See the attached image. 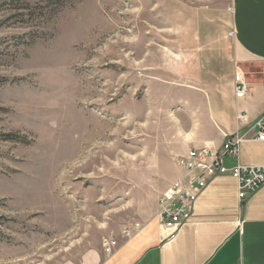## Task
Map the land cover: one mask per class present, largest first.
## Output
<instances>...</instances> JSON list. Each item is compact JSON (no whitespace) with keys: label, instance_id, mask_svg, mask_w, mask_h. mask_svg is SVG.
I'll return each mask as SVG.
<instances>
[{"label":"rangeland","instance_id":"374dc122","mask_svg":"<svg viewBox=\"0 0 264 264\" xmlns=\"http://www.w3.org/2000/svg\"><path fill=\"white\" fill-rule=\"evenodd\" d=\"M234 1L71 0L54 17L0 0V264L107 248L155 214L174 173L157 133L191 113L147 81L175 79L178 36L224 76Z\"/></svg>","mask_w":264,"mask_h":264},{"label":"crops","instance_id":"0c3cea01","mask_svg":"<svg viewBox=\"0 0 264 264\" xmlns=\"http://www.w3.org/2000/svg\"><path fill=\"white\" fill-rule=\"evenodd\" d=\"M233 28L234 61L224 76H218L216 55L187 50L191 42L178 36L179 45L187 49L168 56L176 62L175 79L147 81L148 91H169V99L191 113L175 123L174 133L156 136L163 143L158 155L174 170L168 188L189 178L178 164L180 158L192 150L218 152L236 134L245 135L239 156L226 159L225 166L264 167V141L252 129L264 114V0H235ZM237 74L247 87L243 97L236 93ZM180 120L186 123L183 129ZM152 147L151 154L154 142ZM159 209L158 201L155 214L136 223L138 229L132 225L129 237L118 236L110 253V244L81 246L75 258L55 264H264V187L243 203L236 179L214 178L199 195L190 220L172 237Z\"/></svg>","mask_w":264,"mask_h":264},{"label":"built area","instance_id":"2783aa9c","mask_svg":"<svg viewBox=\"0 0 264 264\" xmlns=\"http://www.w3.org/2000/svg\"><path fill=\"white\" fill-rule=\"evenodd\" d=\"M236 83L237 96L243 97L247 87L242 82V75H236ZM252 129L257 130V139L264 141V114L254 122ZM244 137L245 135L240 134L229 136L218 152L207 149L192 150L186 157L179 159V166L186 171L189 178L186 182L181 181L172 185L159 200L162 225L172 232L171 237L190 220L199 195L214 178L229 175L236 179L239 185V199L243 203L264 187V167H245L236 164L229 169L225 166L226 159H236L239 156ZM134 227L138 229L139 224H135ZM132 233L129 229L124 235L129 237ZM116 244L117 242H112L106 251L110 253Z\"/></svg>","mask_w":264,"mask_h":264},{"label":"trees","instance_id":"16d2710c","mask_svg":"<svg viewBox=\"0 0 264 264\" xmlns=\"http://www.w3.org/2000/svg\"><path fill=\"white\" fill-rule=\"evenodd\" d=\"M42 1L44 2V5L36 6V10L41 12L42 15H44V13L46 12L47 15H54V17H56L59 14V12L71 0H42ZM15 3L22 4L24 11L30 9V6L26 4V0H11V4H15ZM30 12L31 13L29 15L30 16L29 18L34 17V13L32 12V10ZM21 21H24V20H21ZM6 138L10 139V136Z\"/></svg>","mask_w":264,"mask_h":264}]
</instances>
